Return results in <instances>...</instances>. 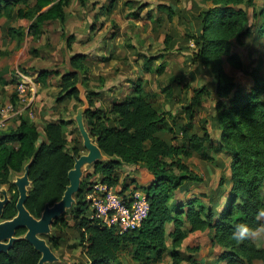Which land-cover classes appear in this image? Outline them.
I'll use <instances>...</instances> for the list:
<instances>
[{
  "label": "trees",
  "instance_id": "16d2710c",
  "mask_svg": "<svg viewBox=\"0 0 264 264\" xmlns=\"http://www.w3.org/2000/svg\"><path fill=\"white\" fill-rule=\"evenodd\" d=\"M52 1L36 0L32 4L29 0H0V19H33L29 34L38 36L47 20L65 21L64 6L71 0H57L41 11ZM88 1L79 0L82 5ZM202 2L203 6L198 7L193 15V28L185 34L194 44L189 54L191 61L210 66L215 75L217 97L211 120L219 131L218 142H212L208 130L200 133L195 128V116L203 96L211 94L207 87L193 88V95L184 107V117L176 116L170 110H161L155 102V94L147 91L141 82L135 84L130 94L114 101L109 110L90 108L85 114L88 129L109 157L100 163L101 181L114 186L119 182L118 167L144 162L153 173L154 182L143 187L150 211L142 226L118 232L89 217L85 192L91 184L84 178L76 203L52 225L60 223L78 232L87 255L84 264H124L122 256L126 255L125 252L134 264H159L167 256L171 257L172 264H181L184 259L202 264L192 255L181 254L184 240L197 230L208 231L212 234V243L221 246L216 264H253L255 260H264V248L256 245L253 236L240 241L232 235L240 223H247L256 230L264 227V219L259 215L264 210V0L261 3L257 0ZM157 8L166 11L172 21L183 16L182 23L187 22L185 9L178 11L169 3H161ZM148 14L151 16L150 12ZM13 30L20 42L24 31L9 28L10 33ZM71 41L72 35L69 36V46ZM234 42L242 46H260L257 63L248 64L233 50ZM165 43L167 50L174 48L176 41L172 34L167 35ZM9 52L0 47V55ZM144 57V66L151 69L152 62L162 59L164 54ZM86 59L83 53L71 57L74 68L83 72L84 84L89 71ZM225 61L251 76L249 88L225 71ZM166 66V61H162L154 72L161 74ZM45 72L39 77L45 78L49 71ZM78 76V72L69 70L62 74L59 99L75 96L79 100V90L75 86ZM183 78L173 75L170 83L161 87L171 103L176 97L175 84H182ZM184 86L190 87L188 83ZM97 93L87 90L91 105L93 95ZM16 99L17 92L12 101L16 102ZM17 117L16 125L0 129V186L7 184L11 194L3 218L17 213L19 192L12 179L24 172V165L32 157L29 176L33 183L26 206L39 217L47 202L53 204L61 199L69 183L68 171L74 165L72 152L81 153L82 138L80 133L74 136L70 149L66 150L69 139L64 125L75 122L73 119H52L43 128L42 139L38 124L27 112ZM76 129L79 131L77 126ZM169 133L170 137L167 136ZM179 135L181 141L176 139ZM197 152L202 159L214 161L217 165L220 162L215 161L212 152H222L229 159L228 165L215 188L192 191L184 199L176 198L178 189L188 192L193 183L202 181V177L185 162ZM90 174L88 171L85 177ZM68 214L73 224L66 219ZM169 224L172 228L168 229ZM25 231L24 227L18 228L17 234ZM45 237L53 248L63 235L51 233ZM189 248L199 250L198 246ZM40 256L28 240L20 239L8 252L0 253V264H37Z\"/></svg>",
  "mask_w": 264,
  "mask_h": 264
},
{
  "label": "rangeland",
  "instance_id": "374dc122",
  "mask_svg": "<svg viewBox=\"0 0 264 264\" xmlns=\"http://www.w3.org/2000/svg\"><path fill=\"white\" fill-rule=\"evenodd\" d=\"M90 1L91 0H89V3ZM257 1L261 3L263 0ZM101 2L104 3V0H95L94 3ZM126 2H131V5L128 6L130 8L133 7V10L131 11H133L134 14L137 13V17L135 16L132 20L129 19V21H127V17L125 16L128 6L126 8L124 5L123 11H120L121 16L117 17L119 22L113 20L111 25L108 26V35L111 34L112 31L118 34V37L114 42L117 50L114 52V55L112 54L105 60L99 59L97 62H93L92 70L89 69V77L86 79L88 87L104 85L107 83H117L120 89L119 95L123 96L125 93L132 91L136 83L141 82L147 91L155 94V102L161 110H170L174 115H179V117H184V107L193 95V88L207 87V89L211 91V94L209 96H203L202 105L197 109V114L195 116V128L200 133H203L204 130H208L212 142L217 143L219 131L213 125L211 120L217 97L215 93V75L210 66L202 65L197 61H191L189 54L191 53L194 44L192 40L188 41L189 37L185 34V31L193 28V15L198 7L203 6L202 0L179 1L180 5L185 9V14L188 16L186 17L187 22L181 23V25L177 23V17L172 21L169 19L166 11L160 12L157 8L161 3L174 4L176 0H127ZM102 7L103 6L100 8L102 9ZM106 8V11H108L109 5L106 6ZM149 12L151 16H148ZM3 21L4 19H0V29ZM131 21H133V25L131 24ZM121 23L124 24L122 31ZM1 32L2 31L0 30V33ZM171 34L176 41V44L174 48L167 50L165 39L167 38V35ZM117 40H120V42H117ZM233 50L248 64L257 63L256 60L260 52V46H257L256 44L242 46L237 42H234ZM159 53H163L164 57L162 59L159 58L154 60L151 69H147L144 66V55H156ZM5 59L4 57L0 58V65L5 63ZM53 61L55 62L56 60L53 59ZM61 61L62 63L60 64V67H62V70L64 71L66 70V66H68L67 57L65 59L62 58ZM162 61H166V70L161 74H157L154 72V69L162 63ZM224 67L225 71L233 76L237 82L249 88L252 82L251 76L245 74L242 70L233 67L227 61L224 62ZM93 71H95L96 75L90 74ZM173 75L183 76L184 78L181 82L182 84H175L176 97L173 98L172 104L170 102L171 99L167 97L166 93L161 91V87L170 83V78ZM184 83H188L190 87L184 86ZM30 95L31 93L29 91L28 97ZM2 104L4 105L5 102ZM75 112L76 111H74V113ZM30 118L34 120V117ZM205 119H207V121H205ZM168 120L171 123L173 122L171 118ZM14 121V125H16L18 117H15ZM7 125L8 124L3 126L4 129L13 126L11 123L9 126ZM40 130L43 136L42 139H44L45 133L41 125ZM167 136L170 137L171 134L169 133ZM176 139L177 141H181V135ZM212 154L215 157V161L220 162V164L217 165L214 161L211 162L207 159H202L198 152L185 159V162L189 167L202 177L200 183L197 182L191 185V187H193L192 191L200 192L218 186L220 177L225 171L224 169L225 166L228 165L229 159L222 152H212ZM261 218L264 219V216H261ZM66 219H68L71 224L74 223L69 214L66 216ZM169 227L172 228V224L168 225V229ZM52 233L59 236L63 235L62 240H60L58 244H54L53 247L54 251L62 258V261L48 264H84L87 261V255L76 230L57 223V225L52 226ZM211 235L212 234L210 233H206L202 236H190L185 239L181 247V254L192 255L202 264H216L217 257L222 248L220 245L212 243ZM253 239L258 247L264 248V227L256 230ZM168 241L170 242V240ZM195 246L199 247L198 251L189 248ZM125 254L126 255L122 256L124 264H134L128 256L129 254L126 252ZM159 264H172V259L167 256L165 260ZM181 264L193 263L184 259ZM253 264H264V260H255Z\"/></svg>",
  "mask_w": 264,
  "mask_h": 264
},
{
  "label": "crops",
  "instance_id": "0c3cea01",
  "mask_svg": "<svg viewBox=\"0 0 264 264\" xmlns=\"http://www.w3.org/2000/svg\"><path fill=\"white\" fill-rule=\"evenodd\" d=\"M29 1L32 4L36 2V0ZM55 1L57 0L45 5L41 11L48 9ZM126 1L104 0V3H94L95 0H91L90 3L88 1L86 5H82L79 0H71L64 6L65 21L61 22L59 19L47 20L42 25V33L38 36L29 34L33 19L2 18L4 21L0 29L2 31L0 33V47L10 52L0 55V58H6L5 63L0 65V105H3L2 103L4 102L6 104L12 101L16 93L17 83L24 79L27 81L28 92L30 91L31 93L28 97V108L34 113L33 116H29L34 117L39 129L40 125L44 128L52 119H73L74 111L81 105V101L75 96L59 99L62 89V74L68 69V66H66V70H62V67H60L61 60L62 58L72 57L75 53H83L87 57L85 62L91 69L93 62H97L99 59L105 60L112 54L114 55L117 50L114 42L118 34L112 31L108 35V26L111 25L113 20L119 22L117 17L121 16L120 11H123V6L125 5L124 7L127 8L128 5H131V2ZM179 1L176 0V4L170 3L178 11L184 9ZM108 5L109 9L106 11V6ZM101 6H103L102 9L100 8ZM129 6L126 9L127 13L125 16L127 21L129 19L132 20L137 15V13L134 14L131 11L133 7L130 8ZM158 11L165 12L159 9ZM182 21H184L183 16H179L177 23L181 25ZM131 24L133 25V21H131ZM123 25L121 23V31ZM10 27H14V29L20 28L24 31L25 35L20 42L14 30L11 33L9 32ZM71 35L72 41L71 46H69V36ZM117 42H120V40H117ZM53 59L56 61L54 62ZM45 71H49L47 76L45 78L39 77V74L46 73ZM90 74L96 75L95 71ZM85 84L88 87L87 80ZM88 89L98 92L93 95L91 108H98L104 111L109 110L114 101L121 100L134 90L121 96L119 95L120 89L117 83L94 85L88 87ZM24 112L29 114L28 111ZM15 117L17 116L10 117L7 120V126L10 123L14 126ZM85 121L88 126L87 116ZM76 126V122H69L64 125L69 139L66 150L70 149L71 139L79 134ZM83 152L85 150L82 146L81 153ZM116 171L119 173V182L113 188L126 198H130L133 190H144L143 187H149L154 182V175L144 162L123 164ZM89 173L91 174L85 177L90 182L89 185L101 180L100 163L89 167ZM138 185L140 186L139 188H137ZM192 188L190 187L188 192L185 189H178L176 198L184 199L192 193ZM204 233L209 234L208 231L197 230L191 232L187 238L190 236H202L205 235ZM168 243L170 244V242Z\"/></svg>",
  "mask_w": 264,
  "mask_h": 264
},
{
  "label": "water",
  "instance_id": "95a60500",
  "mask_svg": "<svg viewBox=\"0 0 264 264\" xmlns=\"http://www.w3.org/2000/svg\"><path fill=\"white\" fill-rule=\"evenodd\" d=\"M69 71L78 72L76 87L79 90L81 105L73 114V120L82 138V145L85 152L76 154L74 165L68 171L69 183L61 197L53 204L47 202L39 217L33 215L26 206L29 190L33 181L29 176L30 165L33 157L24 165V172L13 176L12 182L19 192L16 202L17 213L10 218H3L6 205L11 201L9 186H0V253L8 252L13 247L15 241L20 239L28 240L34 248L41 254L37 264H48L62 261V258L54 251L45 235L52 233V225L55 220L62 217L76 203V196L82 190V183L89 171V167L97 165L109 159L97 140L91 135L85 121V114L91 108V103L87 94V86L84 84V75L80 69L74 68L71 57H67ZM24 227L26 231L18 235V228Z\"/></svg>",
  "mask_w": 264,
  "mask_h": 264
},
{
  "label": "built area",
  "instance_id": "2783aa9c",
  "mask_svg": "<svg viewBox=\"0 0 264 264\" xmlns=\"http://www.w3.org/2000/svg\"><path fill=\"white\" fill-rule=\"evenodd\" d=\"M17 101L0 105V129L7 124V119L28 111V87L26 80H20L16 87ZM89 204L88 214L101 225L113 227L118 232L132 231L142 226L149 215L150 202L144 190L135 189L130 198L119 194L107 182L98 180L85 192Z\"/></svg>",
  "mask_w": 264,
  "mask_h": 264
},
{
  "label": "clouds",
  "instance_id": "9594fccd",
  "mask_svg": "<svg viewBox=\"0 0 264 264\" xmlns=\"http://www.w3.org/2000/svg\"><path fill=\"white\" fill-rule=\"evenodd\" d=\"M259 215L264 216V210H261ZM256 229L247 224V223H240L235 226V230L233 231L232 235L235 239L243 241L253 235H255Z\"/></svg>",
  "mask_w": 264,
  "mask_h": 264
}]
</instances>
